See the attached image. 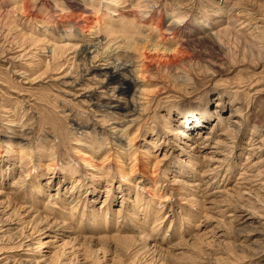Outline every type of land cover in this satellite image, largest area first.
<instances>
[{
    "label": "rangeland",
    "instance_id": "1",
    "mask_svg": "<svg viewBox=\"0 0 264 264\" xmlns=\"http://www.w3.org/2000/svg\"><path fill=\"white\" fill-rule=\"evenodd\" d=\"M79 1L0 0V264H264V0Z\"/></svg>",
    "mask_w": 264,
    "mask_h": 264
},
{
    "label": "bare ground",
    "instance_id": "2",
    "mask_svg": "<svg viewBox=\"0 0 264 264\" xmlns=\"http://www.w3.org/2000/svg\"><path fill=\"white\" fill-rule=\"evenodd\" d=\"M36 1H38V2H43V3H45V4H48L49 6L51 5L50 4V0H36ZM60 1V3L62 4V6H64V8H62V7H57L56 6V3H52L53 4V6H52V9H51V11H52V13H54L53 12V10H58V9H62V11H61V13H60V15L58 16V18L57 19H55L54 20V22H57V21H60V22H64V23H69V24H72V25H75V26H78V28H80V29H82L83 31H88V30H91V28L93 27V25H95V20H93V19H91V16H90V14L93 12V9H92V7H88V5H85V4H83V3H81V1H79V0H59ZM117 2L119 3V0H117ZM120 3H121V0H120ZM147 5H149V4H147ZM25 6H26V4L23 6L24 8H25ZM65 6H67L68 7V9H69V11H63V9H65ZM146 6V5H145ZM44 7V6H43ZM177 7V6H176ZM147 8H149V7H147ZM146 8V9H147ZM151 8V7H150ZM27 8V6H26V8H25V12L27 11L28 13L30 12V9H28ZM154 9V8H153ZM148 10H150V9H148ZM99 11V10H98ZM56 12V11H55ZM58 14V13H57ZM111 15H115V13H111ZM236 16V15H235ZM258 19H259V17H258ZM152 20V19H151ZM158 21H160V20H158ZM230 21L231 22H236V24L234 25V27L236 26V30H235V28H230V29H232L233 30V32H235L236 33V35L237 34H239V31L241 30V29H243V28H246V26H248L249 24L248 23H246V21H244L242 18H239V19H235V17H233L232 19H230ZM229 21V19H228V22H230ZM97 24V23H96ZM175 25V24H174ZM108 26V25H107ZM110 26V25H109ZM94 28V27H93ZM106 28V27H105ZM109 29V28H108ZM93 30V29H92ZM91 30V31H92ZM235 30V31H234ZM259 30V29H258ZM227 31H228V29H227ZM255 32H259V31H256V29H255ZM254 32V33H255ZM259 35V34H258ZM247 36H249L251 39H252V42L253 41H255V39H256V36H254V35H251V34H249V35H247ZM254 36V37H253ZM263 39H264V37H263ZM251 41V40H250ZM258 41V40H257ZM133 43V42H132ZM98 46V45H97ZM96 45H94V44H92V47H95V51H97V49H99L98 47H97ZM109 46V45H108ZM258 48H259V50H261L263 47L262 46H258ZM86 50V49H85ZM89 50V49H88ZM264 50V49H263ZM94 51V52H95ZM88 53V52H87ZM98 53V52H97ZM99 53H100V51H99ZM146 54V53H145ZM130 57V56H129ZM138 57V56H137ZM141 58H144L145 56L143 55V54H141V56H140ZM149 57V56H148ZM111 59V58H110ZM139 59V58H138ZM145 59V58H144ZM147 59H149V58H147ZM146 59V60H147ZM151 60V62L154 60H152V59H150ZM128 63H129V59H127V58H118L117 59V62L115 63V65L114 66H112V68L110 69V70H105V72H104V75H105V80H106V82L107 83H112V85L114 86L113 88H112V90H114L115 92H120V93H122V94H126L128 91H130L131 89H132V87H133V85H134V79L130 76V74H129V72H130V70H129V65H128ZM145 64V63H144ZM132 67V66H131ZM107 85V84H106ZM104 86V85H103ZM109 87V86H108ZM108 89V88H107ZM119 93V94H120ZM115 95V94H114ZM93 98H94V96H93ZM133 102V101H132ZM130 104V103H129ZM97 105H100V104H96V107H97ZM94 106V105H93ZM124 106V105H123ZM134 106V105H133ZM116 107H118V109L120 108L121 109V106L120 105H114V106H112V108H116ZM124 108V110H125V112L127 111H130V110H128V108H127V105L125 106V107H123ZM135 109V108H134ZM122 111V110H121ZM132 112V111H131ZM136 112V111H135ZM133 113V112H132ZM183 116H182V118H185V119H187L189 116H193L194 115V113H195V111H191V110H183ZM131 116V115H130ZM195 117V116H194ZM125 122H127V121H125ZM129 122V121H128ZM189 122V121H188ZM167 124V123H166ZM233 124L234 125H236V124H240V122H238V121H233ZM117 127V126H116ZM237 128H238V130L240 129V127L239 126H237ZM123 133V132H122ZM171 133H172V135L174 134H178V133H183V131H181V128H176V133L174 132V131H171ZM131 141V140H130ZM261 142V141H260ZM253 148V147H252ZM214 152V151H213ZM204 157V156H203ZM251 158V157H250ZM204 159H206V157H204ZM156 164V163H155ZM258 164H259V162H258ZM156 166V165H155ZM154 166V167H155ZM254 166V165H253ZM256 166V165H255ZM50 168H52V169H55V167H52L51 165H50ZM254 168V167H253ZM255 175V174H254ZM253 175V176H254ZM250 176V175H249ZM252 176V175H251ZM259 176V175H258ZM255 177V176H254ZM249 179V178H248ZM251 182V181H250ZM193 183V182H192ZM198 183H196V185H197ZM263 185V184H262ZM264 187V186H263ZM250 188V187H249ZM248 188V190H252V189H249ZM262 189V188H261ZM13 191V190H12ZM253 192H255V191H253ZM11 193H13V192H11ZM248 193H250V192H248ZM16 194V193H15ZM251 194V193H250ZM36 199H38V198H36ZM36 203V201L35 202H33L32 203V205H31V207L29 208L30 210H29V212H37V217L38 216H40V212L38 211V209H37V206L36 207H34L33 206V204H35ZM257 204V203H256ZM21 206V205H20ZM258 207V206H257ZM264 207V206H263ZM263 207H261V208H263ZM260 208V207H259ZM72 209V208H71ZM264 211V210H263ZM253 215H251L250 217H254V216H256V214H255V211H253ZM68 214H72V213H68V211H67V213H66V215L65 216H62V219L63 220H65V221H68L67 219H69V215ZM135 215V214H134ZM43 217V216H42ZM133 217H135V216H133ZM35 218V217H34ZM39 218V217H38ZM46 218V217H45ZM41 220H42V218H40ZM48 219V218H47ZM262 220H263V218H261ZM92 220H96V222L99 224V223H101V221L102 220H100L99 221V219H98V217H96V214L95 215H93V218H92ZM244 220V219H243ZM52 221V220H51ZM109 221V220H108ZM260 221V220H259ZM249 223H252V222H248L247 224H249ZM67 223L66 222H62L61 224H60V222H58V221H53L51 224H50V226H58V225H62L63 227H61V229H63V228H65V225H66ZM6 225V224H5ZM4 225V226H5ZM2 226V225H1ZM263 226V223L262 222H258L257 223V226H255V228L256 229H259L260 227H262ZM3 228V227H2ZM1 228V229H2ZM4 229V228H3ZM8 229V228H7ZM10 230V229H9ZM264 230V229H263ZM262 230V231H263ZM34 231V230H33ZM136 231H138V235H137V237H138V240L140 241V243H136V244H131V245H127V249L128 248H132L131 246H133L134 248L135 247H137V249H136V252L137 253H140V255L141 254H145V253H147V252H149L148 250H150L149 248V246H150V242H149V239H150V235H149V232H147V230H145L144 229V227H140V228H138ZM151 231V230H150ZM156 231V230H155ZM257 231V230H256ZM261 231V230H260ZM257 232H259V231H257ZM9 233V232H8ZM121 233V232H120ZM263 233H264V231H263ZM25 234V233H24ZM29 234V233H28ZM150 234H151V232H150ZM13 235V234H12ZM27 235V234H26ZM78 238L80 237L79 235L77 236ZM77 237H71V238H73V240H76L77 239ZM91 237V236H90ZM115 237V236H114ZM129 237V236H128ZM131 237H136V236H130L129 238H130V241L132 240L131 239ZM20 238V237H19ZM81 238V237H80ZM98 238V237H97ZM102 238V237H101ZM110 238V237H109ZM108 238V239H109ZM112 238V237H111ZM110 238V239H111ZM120 238H122V237H120ZM128 238V239H129ZM21 239V238H20ZM91 239H92V237H91ZM90 239V240H91ZM93 239H95V238H93ZM104 239V238H103ZM114 238H112V240H113ZM117 240H119V238H118V236H117V238H116ZM125 239V238H124ZM263 239V238H262ZM2 240V239H1ZM0 240V241H1ZM5 240V239H4ZM3 240V241H4ZM7 240V239H6ZM18 240V239H17ZM22 240V239H21ZM72 240V241H73ZM80 240V239H79ZM85 240H87V238H85ZM105 240H107V239H105ZM121 240V239H120ZM71 241V242H72ZM82 241V240H81ZM97 241H98V239H97ZM101 241V240H100ZM123 241V240H122ZM126 241V240H125ZM127 241H129V240H127ZM132 241H134L133 243H135L136 242V240H135V238H133V240ZM131 241V242H132ZM19 242H21V241H19ZM38 243H40L39 244V250L41 249V246H43L44 245V243H46V242H42V241H37ZM85 242V241H84ZM88 242V241H87ZM101 242H103V241H101ZM113 242V241H112ZM78 243H79V241H78ZM92 243H94L93 241H92ZM122 243V242H121ZM22 244V243H21ZM71 244V243H70ZM76 244V243H75ZM74 244V245H75ZM89 244V243H88ZM87 244V245H88ZM91 244V243H90ZM140 244V245H139ZM73 245V244H72ZM73 245V246H74ZM80 245V244H79ZM121 245V244H120ZM123 245H125V244H123ZM154 245V244H153ZM263 245V244H262ZM175 246H178L177 244L175 245ZM123 247V246H122ZM157 247V246H156ZM263 247V246H262ZM262 247H260V248H262ZM152 248H154V247H152ZM133 249V248H132ZM173 249V248H172ZM126 250V249H125ZM156 250V249H155ZM160 250V249H159ZM120 251V250H119ZM130 251V250H129ZM145 251H147V252H145ZM127 252V251H126ZM152 252H153V250H152ZM174 252V251H173ZM135 253V252H134ZM136 253V254H137ZM150 253V252H149ZM158 253V252H157ZM157 253L156 252H154V254L155 255H157ZM161 253V252H160ZM165 253V252H164ZM163 253V254H164ZM167 253L168 252H166L165 254H164V256L165 255H167ZM144 254L142 255V256H144ZM163 254H162V256H163ZM138 255V254H137ZM146 255V254H145ZM149 255V254H148ZM158 256H160V254L158 255ZM167 256H169V255H167ZM135 257V256H134ZM156 257V256H155ZM161 257V256H160ZM138 258H139V256H138ZM166 258V257H165ZM136 259V258H135ZM157 259V258H156ZM71 261V260H70ZM163 261V260H162ZM49 262H51L50 260H49ZM47 264V263H46ZM48 264H50V263H48ZM55 264H66V262H56Z\"/></svg>",
    "mask_w": 264,
    "mask_h": 264
}]
</instances>
